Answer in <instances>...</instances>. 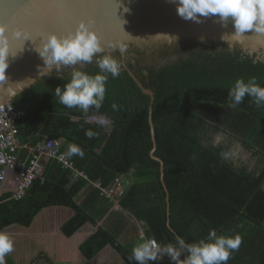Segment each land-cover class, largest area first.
I'll list each match as a JSON object with an SVG mask.
<instances>
[{
	"label": "trees",
	"instance_id": "trees-1",
	"mask_svg": "<svg viewBox=\"0 0 264 264\" xmlns=\"http://www.w3.org/2000/svg\"><path fill=\"white\" fill-rule=\"evenodd\" d=\"M154 53L153 62L137 60L129 67L155 92V156L164 162L169 205L161 164L151 157V98L123 66L118 78L109 75L99 110L90 108L85 114L79 108H67L55 96V88H63L74 70L99 73L94 57L84 67L61 69L43 78L13 101L12 106L25 114L16 124L21 147L54 139L61 142L62 152L75 144L85 155L69 157L82 176L49 160L43 176L20 200L13 199L19 185L17 173L9 171L1 183V193H5L0 197V232L14 224L30 227L44 208L64 206L75 212L64 227L71 237L85 224H96V218L76 200L81 192L94 183L100 186L98 194L105 193L121 179L129 184L119 204L146 223L145 239L175 244L178 235L186 243H195L206 240L215 229L218 236L241 237L239 250L227 264H264V106L245 96L233 108L228 97L237 79L255 77L264 87V62L254 63L257 55L249 56L241 48L229 50L227 45L213 43H177ZM157 53L162 59L158 62ZM100 117L109 123L98 125L95 119ZM86 130L96 135L89 139ZM219 134L224 140L213 146ZM234 144L251 152L255 165L240 157L223 160L221 152ZM20 154L25 158L27 150L23 148ZM140 242L125 247L100 229L83 244L82 251L93 259L112 246L129 264H137L128 257ZM6 258L7 264H15Z\"/></svg>",
	"mask_w": 264,
	"mask_h": 264
},
{
	"label": "water",
	"instance_id": "water-1",
	"mask_svg": "<svg viewBox=\"0 0 264 264\" xmlns=\"http://www.w3.org/2000/svg\"><path fill=\"white\" fill-rule=\"evenodd\" d=\"M81 21L90 22L92 30L100 37L104 52L98 55H111L120 61L142 92L151 98L150 125L154 145L151 157L161 164V180L167 191L169 205L164 162L155 156V92L144 86L126 60L134 66L137 60L147 64L153 62V54L159 48L177 43L229 46L221 37L235 31L233 21L229 18L222 23L218 16L201 17L199 23L185 20L177 14V6L172 0H0V24L8 26L9 35L20 28L31 38L25 42L22 39L12 42L13 54H18L9 57L7 79L0 82V106L6 103L12 105L19 95L57 72L53 67L48 75L49 70L44 69L46 66L36 48L42 46L43 37L49 34L67 35L74 32ZM109 44H123L126 50L121 53L119 47L114 49ZM229 44L232 49L238 47L247 54L251 52V56L264 55V34L248 32L238 41L229 38ZM161 60L157 53L156 61ZM84 65V62H80L62 66L61 69L72 70ZM168 225L170 227V223ZM5 260L7 264L6 257Z\"/></svg>",
	"mask_w": 264,
	"mask_h": 264
},
{
	"label": "clouds",
	"instance_id": "clouds-1",
	"mask_svg": "<svg viewBox=\"0 0 264 264\" xmlns=\"http://www.w3.org/2000/svg\"><path fill=\"white\" fill-rule=\"evenodd\" d=\"M177 6V14L185 19L197 23L201 22V17L218 16L224 23L229 18L233 21L235 31L232 34H225L221 37L229 45V38L238 41L244 34L254 31L264 34V0H172ZM127 11V9H125ZM27 41L30 35L23 29L17 28L9 35L7 25L0 24V82H4L6 70L9 67V57H15L12 51L14 40ZM111 48L119 47L123 53L126 49L123 44H109ZM40 57L48 69L56 68L60 71L62 66L76 65L80 62L91 63L96 58L100 72L92 75L79 70H74L69 82L55 88V96L59 98V103L67 108H79L87 114L90 108L99 110L105 100L106 82L111 78L120 76L122 64L111 55L99 56L104 52L101 39L92 30L90 22L81 21L74 32L67 35L49 34L42 38V46L36 48ZM252 55L251 52L248 53ZM264 62V55H259L253 61ZM58 76V75H57ZM61 78L60 76H58ZM245 96L252 98V102L257 106H264V87L257 83L255 77L245 81L243 78L237 79L234 86L228 92L230 106L235 108L240 105ZM113 104L112 108L117 109ZM97 124L104 126L109 121L100 117ZM85 135L91 139L96 133L86 130ZM224 140L223 134H219L213 141V146L219 145ZM68 157L78 155L83 158L84 151L75 144H69L65 154ZM240 156V146L234 144L228 150L221 152V157L225 161H231ZM141 242L132 249L129 261L137 264H148V262L158 261L164 256L170 258L174 264H227L234 251H238L242 243L241 237L236 235H217L215 229L210 230L207 239L199 242L186 243L181 236H175V244H160L155 238L145 239L141 231ZM14 250L13 240L7 233L0 232V264H6L5 257ZM182 253L186 256L181 260Z\"/></svg>",
	"mask_w": 264,
	"mask_h": 264
},
{
	"label": "crops",
	"instance_id": "crops-1",
	"mask_svg": "<svg viewBox=\"0 0 264 264\" xmlns=\"http://www.w3.org/2000/svg\"><path fill=\"white\" fill-rule=\"evenodd\" d=\"M48 162L49 159L43 160L44 167ZM99 187L98 184L91 183L76 198L77 202L96 218V224L87 223L73 236L68 237L64 233V227L73 218L74 210L64 206L46 207L35 217L30 227L14 224L1 231L7 233L14 244V250L7 256L15 264H39L43 258L46 264H129L112 246L105 247L93 259L87 258L82 251L83 244L100 229L114 235L125 247L141 240V231L145 238L146 223L123 209L118 196L110 200L104 196L107 193L98 194L96 189ZM4 193L5 191L1 196ZM183 259L182 253L181 260ZM167 263L174 264L167 256L148 262Z\"/></svg>",
	"mask_w": 264,
	"mask_h": 264
},
{
	"label": "built area",
	"instance_id": "built-area-1",
	"mask_svg": "<svg viewBox=\"0 0 264 264\" xmlns=\"http://www.w3.org/2000/svg\"><path fill=\"white\" fill-rule=\"evenodd\" d=\"M24 112L16 110L11 104L6 103L0 106V196L1 183L5 181L9 171L17 173L19 185L13 194V199H22L33 183L44 174V159L55 160L62 164L65 169H70L76 176L83 174L76 171L74 164L61 151V142L54 139H46L35 147L23 146L18 139L19 130L17 121L24 117ZM97 120V119H95ZM27 150V156L21 157L20 150ZM129 181L117 180L110 191H105L107 198L114 200L124 192V186Z\"/></svg>",
	"mask_w": 264,
	"mask_h": 264
},
{
	"label": "rangeland",
	"instance_id": "rangeland-1",
	"mask_svg": "<svg viewBox=\"0 0 264 264\" xmlns=\"http://www.w3.org/2000/svg\"><path fill=\"white\" fill-rule=\"evenodd\" d=\"M126 62H127V64H128V66H129V63H128V61L126 60ZM239 146H240V144H239ZM241 159H243V161L244 162H246V163H248V164H250V165H255V163H256V158H254L253 156H252V153L251 152H249V151H247V150H245L244 148H242L241 146H240V156H239ZM239 157H237L236 159H239ZM41 258L39 257V260H40ZM41 261V262H40ZM39 261V264H46V261H45V259L43 258V259H41ZM22 264V263H21Z\"/></svg>",
	"mask_w": 264,
	"mask_h": 264
}]
</instances>
